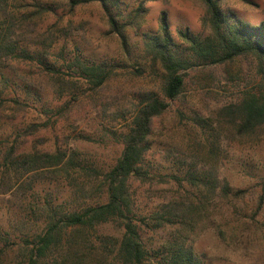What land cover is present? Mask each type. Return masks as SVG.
Here are the masks:
<instances>
[{"label": "trees", "instance_id": "16d2710c", "mask_svg": "<svg viewBox=\"0 0 264 264\" xmlns=\"http://www.w3.org/2000/svg\"><path fill=\"white\" fill-rule=\"evenodd\" d=\"M200 1L205 9L203 24L209 29L206 35L179 31L182 42L175 43L162 13L159 32L143 34V47L134 54L125 29L132 21L131 27L138 24V8L132 11L130 22L119 23V14L114 12L117 0H0V100L13 101L21 107L23 119L28 120L12 142L8 144L9 138H2L6 144H0V181L14 172L12 189L21 200H29L20 209L21 217L41 220L40 224L32 223L36 227L33 232L22 234L19 245L24 250L23 264H203L194 250L193 236L207 214L206 208L217 209L223 200L229 205L221 213L222 224L215 226L223 240L237 241L259 226L264 170L256 176L257 184L263 186L257 205L254 209L239 208L234 201L245 197L247 191L234 190L216 175L218 146L213 137L218 135L209 132L213 137L204 139L205 154L178 160V170L158 175L166 177L164 183L173 190L169 196L158 197L152 206L150 199L145 200L149 195L137 194L132 186L137 181L151 188L156 171L146 156L152 120L167 109V101L180 96L191 69L256 55L260 61L256 89L244 92L237 103L224 105L218 116L230 126L233 136L259 140L262 132L264 139V25L244 22L234 14L228 17L219 0ZM90 3L100 5L109 28L106 33L118 38L120 59H91L78 43L66 50L68 34L59 26L61 21L76 7ZM48 17L53 21L44 24ZM8 62L23 63L26 74L13 79L9 72L14 67ZM63 68L73 75L68 78ZM145 73L150 79L159 76V85L157 90L144 91L137 97L119 135L122 151L115 162L96 167L74 148H61L55 143L47 149L31 142L26 152L16 144L18 138L25 141L49 119H32L26 115L30 110L37 109L45 116L54 111L61 114L85 98L87 91L95 92L115 76ZM39 78L54 80L51 94ZM195 121L214 132L201 117H195ZM55 178L57 182L67 178L66 202L53 204L47 195L42 201L33 193L35 185ZM159 231L165 236L155 244L145 240L148 232Z\"/></svg>", "mask_w": 264, "mask_h": 264}, {"label": "rangeland", "instance_id": "374dc122", "mask_svg": "<svg viewBox=\"0 0 264 264\" xmlns=\"http://www.w3.org/2000/svg\"><path fill=\"white\" fill-rule=\"evenodd\" d=\"M219 3L228 17L234 14L244 22L264 25V0H219ZM114 8V12L119 14V23L130 22L132 11L140 9L136 25L138 27H131L134 24L132 21L125 29L134 54L143 47V34L159 32L162 13L165 15L169 34L177 44L182 42L179 31L202 36L209 31L208 26L203 24L205 9L200 0H117ZM67 19L70 20L69 23ZM52 21L53 17H48L44 24ZM59 26L64 27L68 34L66 50H72L74 43H78L84 55L91 59L121 58L118 38L106 33L109 28L98 3L76 7L72 15L64 18ZM8 64L14 67L9 76L16 80L28 70L23 63ZM62 70L67 73L68 78L73 75L69 69ZM259 70V59L256 55L248 54L236 56L223 64L187 71L183 92L177 99L167 101V109L152 120L149 137L151 145L146 156L147 163L156 171L151 188L148 190L146 184L142 185L137 181L132 185L137 194L149 195L145 199H150L149 205L153 206L158 197L169 196L172 190L164 183L166 177L158 175L174 173L180 168L178 160H190L192 154H205L207 147H203L204 139L213 137L209 132L218 135L213 137L217 138L218 146V162L214 170L216 175L225 179L234 190L242 188L247 191L245 197L233 200L239 208L254 209L263 187L256 180V176L263 174L264 170L262 132L259 140L233 136L230 126L223 120L222 123L218 114L224 105L237 103L243 98L244 92L256 89L260 82ZM145 75L146 73L137 77L115 76L95 92L87 91L85 98L82 97L69 109L62 110L61 114L54 111L45 116L37 109L30 110L26 115L32 119L39 122L49 119L46 125L25 141L18 138L16 144L26 152L30 150L31 142L47 149H51L55 143L61 148H74L80 157L93 162L96 167H105L115 162L122 151L119 135L130 117L133 104L139 94L151 89L157 90L159 85V76L150 79ZM39 79L46 92L51 94L56 85L54 80ZM20 108L11 100H0V144H6V139L3 141L2 138H9L8 144L12 142L28 122L23 119ZM198 116L206 120L214 132L196 124L195 117ZM17 128H21L20 131ZM15 129L17 134L14 135ZM208 166L206 163L205 168ZM211 172L214 175L212 170ZM7 175L0 181V264H23L24 250L19 245L22 234L33 232L36 227L32 223L40 224L41 220L21 217L20 209L29 200H21L12 189L16 183L14 172ZM57 179L35 185L33 193L42 201L47 195L53 204L66 202L69 195L67 178L58 182ZM210 204L212 205V201ZM228 205L227 200H223L217 209L206 208L207 214L201 219L193 236L194 250L200 255L203 264H264V200L259 213V226L248 230L243 238L234 242L223 240L215 227L217 223L222 224L221 213ZM107 231L114 232L111 229ZM164 236L163 231L148 232L145 240L155 244Z\"/></svg>", "mask_w": 264, "mask_h": 264}]
</instances>
